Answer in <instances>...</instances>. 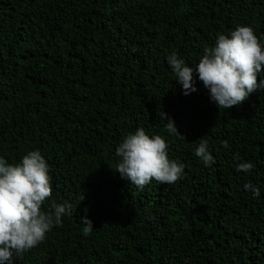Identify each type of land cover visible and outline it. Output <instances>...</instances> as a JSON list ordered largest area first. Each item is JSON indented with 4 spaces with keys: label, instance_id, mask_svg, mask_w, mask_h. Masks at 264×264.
<instances>
[{
    "label": "trees",
    "instance_id": "16d2710c",
    "mask_svg": "<svg viewBox=\"0 0 264 264\" xmlns=\"http://www.w3.org/2000/svg\"><path fill=\"white\" fill-rule=\"evenodd\" d=\"M240 25L264 46V0H0V157L39 149L53 189L42 210L73 207L13 264H264V90L219 109L196 74L185 95L168 64L194 68ZM139 128L166 140L181 179L141 190L114 170ZM202 140L210 166L194 155Z\"/></svg>",
    "mask_w": 264,
    "mask_h": 264
},
{
    "label": "clouds",
    "instance_id": "9594fccd",
    "mask_svg": "<svg viewBox=\"0 0 264 264\" xmlns=\"http://www.w3.org/2000/svg\"><path fill=\"white\" fill-rule=\"evenodd\" d=\"M168 64L185 95L197 91L196 74L219 109L243 104L250 94L264 90V79L258 80L264 74V46L251 26L240 25L229 34H218L215 45L205 47L194 68L175 53L168 57ZM158 116L165 121L170 135L186 139L167 113L160 110ZM222 144L228 147L227 140ZM167 149L162 136H150L144 128H139L118 145L115 154L120 160L114 170L141 190L153 179L160 184H173L181 179L184 165L170 160ZM194 155L205 166L214 163L206 140L201 141ZM252 168L251 162H244L237 171L248 172ZM52 192L49 165L39 149L29 151L17 163L0 157V264H13L14 256H22L43 242L47 232L62 224L63 216L73 213L70 203L55 201L42 210ZM81 223L83 234L90 235L93 221L83 215Z\"/></svg>",
    "mask_w": 264,
    "mask_h": 264
}]
</instances>
